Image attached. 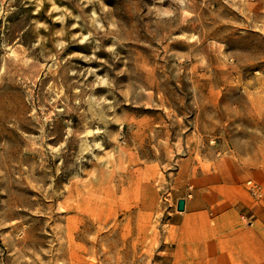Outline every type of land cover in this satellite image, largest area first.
<instances>
[{
  "label": "rangeland",
  "instance_id": "374dc122",
  "mask_svg": "<svg viewBox=\"0 0 264 264\" xmlns=\"http://www.w3.org/2000/svg\"><path fill=\"white\" fill-rule=\"evenodd\" d=\"M225 160L264 188V0H0V264H168Z\"/></svg>",
  "mask_w": 264,
  "mask_h": 264
},
{
  "label": "crops",
  "instance_id": "0c3cea01",
  "mask_svg": "<svg viewBox=\"0 0 264 264\" xmlns=\"http://www.w3.org/2000/svg\"><path fill=\"white\" fill-rule=\"evenodd\" d=\"M224 163L226 167L219 162L212 175H203L212 178L209 182L199 176L190 180L196 185L192 198H177L186 203L185 210H174L165 234L172 244L168 264H264V205L245 189L241 162ZM247 174L258 178L264 171ZM243 212L255 216L252 223Z\"/></svg>",
  "mask_w": 264,
  "mask_h": 264
},
{
  "label": "built area",
  "instance_id": "2783aa9c",
  "mask_svg": "<svg viewBox=\"0 0 264 264\" xmlns=\"http://www.w3.org/2000/svg\"><path fill=\"white\" fill-rule=\"evenodd\" d=\"M246 185L253 197L260 199L264 196V188L261 182L254 179H249L247 180Z\"/></svg>",
  "mask_w": 264,
  "mask_h": 264
},
{
  "label": "water",
  "instance_id": "95a60500",
  "mask_svg": "<svg viewBox=\"0 0 264 264\" xmlns=\"http://www.w3.org/2000/svg\"><path fill=\"white\" fill-rule=\"evenodd\" d=\"M185 203H186V200L185 198H180L177 202V209L179 211H183L185 210Z\"/></svg>",
  "mask_w": 264,
  "mask_h": 264
},
{
  "label": "bare ground",
  "instance_id": "6f19581e",
  "mask_svg": "<svg viewBox=\"0 0 264 264\" xmlns=\"http://www.w3.org/2000/svg\"><path fill=\"white\" fill-rule=\"evenodd\" d=\"M92 132H94V130H91V129L88 130L89 135H92L93 134Z\"/></svg>",
  "mask_w": 264,
  "mask_h": 264
}]
</instances>
